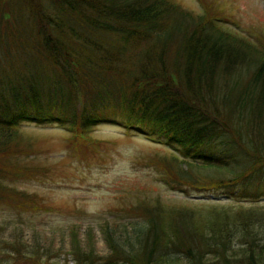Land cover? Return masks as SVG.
Returning a JSON list of instances; mask_svg holds the SVG:
<instances>
[{"label":"trees","instance_id":"16d2710c","mask_svg":"<svg viewBox=\"0 0 264 264\" xmlns=\"http://www.w3.org/2000/svg\"><path fill=\"white\" fill-rule=\"evenodd\" d=\"M203 7L194 14L173 0H0V208L44 207L14 187L37 174L18 161L35 152L15 129L22 121L55 124L70 143L87 145L88 130L114 124L203 167L231 166L240 154L230 176L204 182H180L189 164L175 174L159 159L149 163L180 193L190 191L179 183L212 194L226 186L223 197L240 190L243 200L202 213L142 200L131 206L130 242L107 224L99 229L106 256L95 252L91 227L80 243L71 226L68 249L55 248L58 261L14 237L2 240L0 264H264V39L232 38Z\"/></svg>","mask_w":264,"mask_h":264},{"label":"rangeland","instance_id":"374dc122","mask_svg":"<svg viewBox=\"0 0 264 264\" xmlns=\"http://www.w3.org/2000/svg\"><path fill=\"white\" fill-rule=\"evenodd\" d=\"M173 1L194 14L206 12L203 4L208 5L207 12L217 14L218 20L215 18L214 22L219 29L230 32L232 38L243 39L251 45L264 39L260 36L264 30V0ZM224 36L226 43L232 45L229 35ZM15 129L28 137L35 149L27 153L33 155L19 157L18 161L37 166V174L35 179L19 180L14 187L33 195L44 207L22 212L0 208V249L2 240L17 237L27 245L38 247L41 253L48 249L47 254L58 261L56 252L67 250L70 245L68 228H77L81 243L85 230L91 227L95 252L106 256L109 249L99 229L107 224L114 236L130 242L127 239L134 233L130 223L135 219L129 213L131 206L142 200L158 199L166 204L186 206L196 213L205 212L207 207L234 209L243 202L235 195L240 190L234 191L231 198L223 197L228 191L226 186L212 194L210 187L179 183L182 190L190 191L180 193L173 190L175 183L169 181L172 185L166 186L164 180H158L163 178L162 169L158 171L149 163L150 159H159L175 174L178 166L186 170L189 164L192 166L190 178L183 177L180 182H186L193 175L204 182L230 176L242 162L240 154L235 155L236 164L231 166L203 167L202 160L181 154L176 146L150 142L146 136L114 124H99L88 130L85 134L88 145L82 140L80 144L70 143L65 139L68 130L55 124L22 121ZM77 139L80 138L74 140ZM163 173L167 176L164 170ZM260 202L263 204L259 205H264V198ZM247 205L251 204L244 203ZM232 241L237 244L236 238ZM55 248L60 249L55 251Z\"/></svg>","mask_w":264,"mask_h":264}]
</instances>
